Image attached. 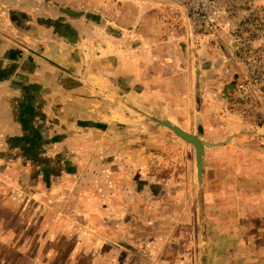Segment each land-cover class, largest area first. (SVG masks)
I'll list each match as a JSON object with an SVG mask.
<instances>
[{
	"label": "crops",
	"instance_id": "crops-1",
	"mask_svg": "<svg viewBox=\"0 0 264 264\" xmlns=\"http://www.w3.org/2000/svg\"><path fill=\"white\" fill-rule=\"evenodd\" d=\"M2 227H6L0 233L5 248L2 264L6 259L18 260L16 254H7L19 242L25 245L20 257L28 262L37 259L35 0H0Z\"/></svg>",
	"mask_w": 264,
	"mask_h": 264
},
{
	"label": "rangeland",
	"instance_id": "rangeland-1",
	"mask_svg": "<svg viewBox=\"0 0 264 264\" xmlns=\"http://www.w3.org/2000/svg\"><path fill=\"white\" fill-rule=\"evenodd\" d=\"M6 227H2L0 228V233H5ZM13 232L12 229L9 230V234H11ZM9 234H4V236H8ZM17 240H19V236L20 233H17ZM9 237H7L6 240ZM5 240V238H3ZM21 247V248H20ZM25 247V245L20 244V242L18 244H16L15 247L11 248L10 251L8 252L7 256H13L14 254H16L15 256L18 258V260L14 261V260H5L3 264H37V259L33 260L32 262H28V260L26 261L25 259H23L22 257H20L19 252L22 251V249ZM35 247V246H34ZM17 250V253H15V249ZM34 249V248H33ZM37 252V251H36ZM5 253V248L3 245H0V255L2 256ZM0 264H2V262L0 261Z\"/></svg>",
	"mask_w": 264,
	"mask_h": 264
}]
</instances>
